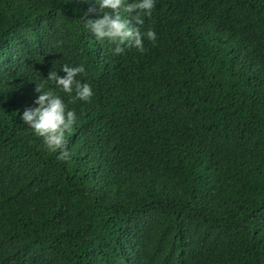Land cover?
<instances>
[{
  "label": "trees",
  "instance_id": "trees-1",
  "mask_svg": "<svg viewBox=\"0 0 264 264\" xmlns=\"http://www.w3.org/2000/svg\"><path fill=\"white\" fill-rule=\"evenodd\" d=\"M93 6L0 0V264H264V0H155L119 55ZM37 84L76 113L70 159L22 120Z\"/></svg>",
  "mask_w": 264,
  "mask_h": 264
},
{
  "label": "clouds",
  "instance_id": "clouds-1",
  "mask_svg": "<svg viewBox=\"0 0 264 264\" xmlns=\"http://www.w3.org/2000/svg\"><path fill=\"white\" fill-rule=\"evenodd\" d=\"M96 6L88 9L89 15H96L95 19L84 20V26L98 40L107 39L115 44V54L124 51V46L144 50V36L155 41L156 34L152 30L141 33L139 26L144 24L143 17L150 16L155 7V0H135L126 3V0H96ZM59 72L50 70L47 80L55 83L57 87L69 96L75 93V100L89 101L93 96V89L88 83H82L78 76L86 75L85 67L63 65ZM36 92L41 93L35 103L38 107L24 111L22 120L34 133L42 137L50 151H59V159L71 158L67 150L66 134L70 133L77 121L74 110H68L60 95L52 90L44 91L43 85L37 84Z\"/></svg>",
  "mask_w": 264,
  "mask_h": 264
}]
</instances>
